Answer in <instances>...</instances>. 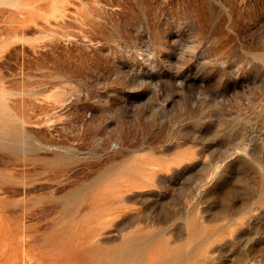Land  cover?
<instances>
[{
    "label": "rangeland",
    "instance_id": "rangeland-1",
    "mask_svg": "<svg viewBox=\"0 0 264 264\" xmlns=\"http://www.w3.org/2000/svg\"><path fill=\"white\" fill-rule=\"evenodd\" d=\"M156 244L264 264V0H0V264Z\"/></svg>",
    "mask_w": 264,
    "mask_h": 264
},
{
    "label": "bare ground",
    "instance_id": "bare-ground-1",
    "mask_svg": "<svg viewBox=\"0 0 264 264\" xmlns=\"http://www.w3.org/2000/svg\"><path fill=\"white\" fill-rule=\"evenodd\" d=\"M164 252H165V248L163 246L156 244L147 252L146 264H169V262L167 261L164 260L162 261ZM261 254H262L261 258L264 259V253Z\"/></svg>",
    "mask_w": 264,
    "mask_h": 264
}]
</instances>
